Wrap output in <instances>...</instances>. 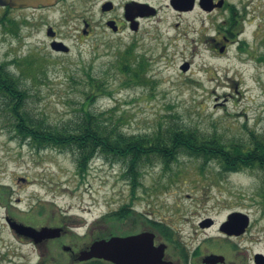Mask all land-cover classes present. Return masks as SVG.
<instances>
[{"label":"rangeland","instance_id":"rangeland-1","mask_svg":"<svg viewBox=\"0 0 264 264\" xmlns=\"http://www.w3.org/2000/svg\"><path fill=\"white\" fill-rule=\"evenodd\" d=\"M103 1L65 0L13 11L0 7V63L37 58L45 70L37 82L25 79L35 116L54 126L67 125L84 101L86 74L102 71L131 49L134 57L148 62L150 82L126 86L115 75L109 82L111 94L92 106L122 117L127 134H152L175 113L186 126L227 141L246 140L252 131L264 134V0H233L241 15L248 14L240 42L224 55L210 39L221 44L216 28L227 12L213 21L205 15L201 20L197 14L177 18L165 12L160 22L149 23L138 35L131 30L115 34L102 27L108 18L101 12ZM250 1L255 17L246 8ZM85 19L95 27L90 38L82 35ZM49 28L54 37L47 34ZM54 38L70 52L53 51ZM11 69L19 73L16 65ZM123 173L120 163L98 156L82 177L74 154L37 151L10 131L0 112V264H72L57 243L40 250L20 240L7 217L37 230L66 228V241L81 248L109 231L119 237L149 229L153 220L176 230L192 249L224 257L226 264H254L256 254L264 255V203L257 194V172L225 174L216 163L203 167L202 161L181 156L167 168L156 164L144 169L135 190ZM123 208L132 210L129 218H112ZM234 212L251 218L239 240L220 232Z\"/></svg>","mask_w":264,"mask_h":264},{"label":"trees","instance_id":"trees-1","mask_svg":"<svg viewBox=\"0 0 264 264\" xmlns=\"http://www.w3.org/2000/svg\"><path fill=\"white\" fill-rule=\"evenodd\" d=\"M133 57V51L128 49L124 56L102 71L96 74L89 71L84 82V101L76 110L75 118L63 127L51 125L31 111V94L25 79L32 77V81L37 82L45 74L37 58L0 63V112L10 131L37 151L58 149L74 154L82 177L91 162L102 156L124 167L123 177L135 190L141 186L144 169L156 164L167 168L181 156H186L202 161L203 167L216 163L225 174L243 170L257 172L260 181L257 194L264 203V134L252 131L246 140L227 141L218 134L211 136L186 126L175 113L160 123L152 134L131 135L123 130V118L117 117L113 110H92L99 97L111 94L109 82L115 75H120V83L126 86L150 82L148 62ZM12 65L17 66L19 73L12 71ZM71 81H77L76 77L71 76ZM126 209L113 213L112 218L116 221L129 218L132 210ZM149 226L166 228L151 221ZM112 234L109 231L99 239Z\"/></svg>","mask_w":264,"mask_h":264},{"label":"flooded vegetation","instance_id":"flooded-vegetation-1","mask_svg":"<svg viewBox=\"0 0 264 264\" xmlns=\"http://www.w3.org/2000/svg\"><path fill=\"white\" fill-rule=\"evenodd\" d=\"M64 1L65 0H58L57 4H60ZM88 1L89 3H93L96 0ZM174 1L175 0H121L120 4H118L114 0H104L101 3V12L104 15H107L108 18H106L102 27L104 30L114 32L115 34H120L123 30H127L138 35L144 29V26L149 25V23L153 21L160 22L161 13L171 12L177 15V18L185 17L191 14H197L201 20L205 15L206 17H210V19L213 21L215 17L220 15V13L227 12L228 16L221 24L223 29L221 28V25H218L216 28L217 36L221 38V44H217V39L212 37L210 39V41L213 43L212 46L217 49L218 54L224 55L226 54L227 48L231 44L240 42V37L243 34V22L246 20L245 18L248 14V11L244 12L245 15H241V12L239 11V5L234 3L233 0H212V6H210V8L204 4V0H193V3H191L186 8L183 6L176 7ZM252 6L253 1H250L247 3L246 8L250 7L253 12L252 14L255 17V7ZM104 7H106V10ZM83 22L86 30L84 29L82 31V35L90 38L95 29L93 22L88 19H85ZM175 27L179 28L180 26L179 24H175ZM114 28H117L118 30L114 31ZM133 28H136V30H132ZM84 31H86V34H84ZM55 39L56 38H54V40ZM8 219L11 221H16L11 217H7L6 222H8ZM151 222L154 221L151 220ZM160 224L166 228H152L149 226V229L125 232L119 236L130 237L141 234L154 235L153 246L151 247L152 251L149 253H144L143 255L135 256L134 259L136 260V264H142V261H144L145 264H155L156 262H160V264H226L224 257L215 255L207 256L200 251L192 249L193 247L187 245V240L180 236L176 230L168 228L163 222ZM7 225L20 240L28 241L40 250L51 244L55 245L57 243V245H60V247L62 246V250L66 253L69 262L72 264H115L113 262L99 258H92L87 261L80 260L82 256L81 253L84 251H89L94 242L99 240H110L112 237H116L113 234L107 238L99 239L98 237V239H92L89 245L81 248L74 242L69 243L66 241L67 238H70L68 236L70 231L66 228L56 227L62 229L60 232H58L56 237L42 239L38 237L19 235L11 229L9 223H7ZM205 225L207 226L211 224H203L201 227L203 228ZM247 231L241 236H235L221 231L220 227V232L228 239L239 240L247 234ZM231 247L232 249H236L234 244L231 245ZM221 257L223 259H221ZM238 264L251 263L247 261H241ZM254 264H257L255 260Z\"/></svg>","mask_w":264,"mask_h":264},{"label":"water","instance_id":"water-1","mask_svg":"<svg viewBox=\"0 0 264 264\" xmlns=\"http://www.w3.org/2000/svg\"><path fill=\"white\" fill-rule=\"evenodd\" d=\"M58 0H0L1 7H9L11 9H37L41 6H53ZM176 7L183 6L187 7L193 0H175ZM204 4L208 8L212 6V0H204ZM106 10V7H104ZM117 28H114V31H117ZM136 30V28L132 29ZM47 34L51 37L55 36V32L52 28L48 29ZM86 34V31H84ZM51 48L56 52H69L70 48L63 42L54 41L51 43ZM188 65L183 66L182 70L187 71ZM10 227L19 235L27 237H38V238H52L58 235L61 228H49L44 227L41 230H37L33 227L20 224L16 221L7 220ZM251 218L248 214L242 212H234L228 216V219L221 226V231L235 236H241L244 234L247 229L250 227ZM154 235L153 234H141L137 236L130 237H112L110 240H99L94 242L89 251L82 252L80 258L81 261H87L92 258L104 259L115 264H136L134 259L137 255H143L144 253H149L152 251L151 247L153 246ZM146 249V250H145ZM221 259H223L221 257ZM255 262L257 264H264V255L256 254ZM148 263V262H147ZM142 264H145L142 261ZM155 264H160L156 262Z\"/></svg>","mask_w":264,"mask_h":264}]
</instances>
